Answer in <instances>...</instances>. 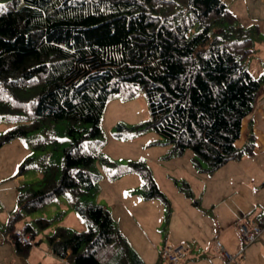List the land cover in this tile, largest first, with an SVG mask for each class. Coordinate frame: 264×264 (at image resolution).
Segmentation results:
<instances>
[{"label":"trees","instance_id":"1","mask_svg":"<svg viewBox=\"0 0 264 264\" xmlns=\"http://www.w3.org/2000/svg\"><path fill=\"white\" fill-rule=\"evenodd\" d=\"M252 51L223 0H0V115L14 123L0 145L48 121L67 120L73 138L60 171L52 164L18 185L19 209L6 227L16 251L31 246L13 234L21 210L35 212L66 194L87 227L47 234L53 255L73 264H144L103 206L79 200L95 178V155L83 140L102 134L112 96L139 89L150 110L145 126L175 152L191 150L201 170L215 171L241 154L235 141L263 82L244 65ZM143 175L142 196L162 197L149 172ZM36 222L49 226L45 218ZM24 231L35 238L30 224Z\"/></svg>","mask_w":264,"mask_h":264},{"label":"rangeland","instance_id":"2","mask_svg":"<svg viewBox=\"0 0 264 264\" xmlns=\"http://www.w3.org/2000/svg\"><path fill=\"white\" fill-rule=\"evenodd\" d=\"M223 1L236 17L237 25L246 29L252 39L253 51L244 60L245 67L252 75L263 76L253 109L242 120L240 135L235 141V145L241 149V154L218 168L223 173H237V184L243 186L242 180H248L249 173L264 168L262 155L254 158L256 155L247 152V148L257 145V136L252 131L255 120L250 122L253 118L251 116L264 103V0ZM149 119L148 101L142 90H136L130 97L116 95L108 100L100 122L102 134L97 138H86L81 144L84 151L95 155L89 168L95 178L94 188L79 200L103 206L129 247L138 254L144 264H167L162 259L161 251L167 241L172 240L168 236L169 230L175 223H182L186 213L189 217V211L206 208V196L200 189L203 183L211 185L207 180L212 173L201 170L205 168V164L200 162L197 165L191 150L175 152L171 143L166 142L152 127L145 126ZM13 124L4 115H0V135ZM69 125L67 120L48 121L23 137L0 145V211L4 209L1 196L6 202L10 201L7 203L12 205L11 214L14 215L19 209L16 203L18 185L40 178L39 173L52 164L61 170L64 149L70 147L73 142L68 133ZM76 127L81 130L88 129L90 124H78ZM76 137L78 138L77 134ZM21 165L25 168L22 177H19L17 173ZM143 171L152 176L162 197L142 196V185L145 183ZM38 218L48 219L49 226L40 229L36 222ZM9 221L10 218L7 222ZM7 222L0 228L1 234L7 233ZM14 224L21 229L30 224L36 233L29 247L32 249L29 260L33 264H36L37 258L44 259L41 254L47 256L43 250V246L48 245L46 235L57 227L79 232L87 227L66 194L55 198L35 212L21 210L20 217ZM217 231L210 232L205 241L213 244L215 241L222 242L223 238L219 237L220 228ZM235 234L237 235L236 226ZM7 237L10 241L9 236ZM178 244L187 247L179 263L181 264L189 253L190 244L178 242L173 245ZM39 246L43 248H38Z\"/></svg>","mask_w":264,"mask_h":264},{"label":"crops","instance_id":"3","mask_svg":"<svg viewBox=\"0 0 264 264\" xmlns=\"http://www.w3.org/2000/svg\"><path fill=\"white\" fill-rule=\"evenodd\" d=\"M256 110L257 112L252 114L253 118L250 119V122L252 119L255 120V127L252 131L257 136L255 137L257 145H254L250 153V155H256L254 158L261 155L264 157V128L262 127L264 126V103ZM221 171L217 168L211 172V177L207 180L211 185L203 183L200 189L206 196L204 200L206 208L189 211V217L186 213L182 223L177 222L172 225L168 233L172 240H168L167 243L188 242L190 244L189 253L181 264H227L214 244L205 241L210 236V232L220 228L219 237L223 238L222 246L231 254L236 255L235 262H238L236 264H264V235L254 243L245 245L238 234H235L237 223L264 214V168L249 173L248 180H242L243 186L237 184V173ZM1 201L5 210L0 211V228L12 216L10 201L7 200L9 202L7 203L2 196ZM194 203H196L195 200ZM6 234L8 236V233H0V264H33L29 260L32 249L30 248L24 254L17 252ZM176 241L177 243H172ZM43 247L47 256L39 253L44 259L37 258L36 264H73L68 259L53 255L47 244Z\"/></svg>","mask_w":264,"mask_h":264},{"label":"built area","instance_id":"4","mask_svg":"<svg viewBox=\"0 0 264 264\" xmlns=\"http://www.w3.org/2000/svg\"><path fill=\"white\" fill-rule=\"evenodd\" d=\"M236 231L239 237L245 244H251L264 235V214L258 215L248 220H242L236 225ZM17 241L22 244L31 243L32 237L24 229L15 227L13 229ZM218 253L227 261L232 262L235 260V255L230 254L221 244L220 241L214 243ZM187 249L186 245L178 244L173 245L167 243L163 246L161 255L162 259L167 264H179Z\"/></svg>","mask_w":264,"mask_h":264}]
</instances>
